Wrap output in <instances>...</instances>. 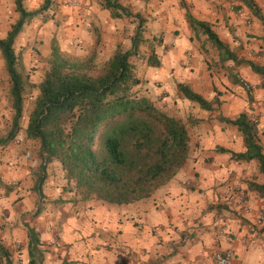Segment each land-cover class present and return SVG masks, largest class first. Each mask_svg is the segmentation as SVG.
I'll return each mask as SVG.
<instances>
[{
    "label": "trees",
    "instance_id": "1",
    "mask_svg": "<svg viewBox=\"0 0 264 264\" xmlns=\"http://www.w3.org/2000/svg\"><path fill=\"white\" fill-rule=\"evenodd\" d=\"M180 1L182 4L183 0ZM241 1L264 26V14L255 0ZM51 2L43 0L38 8L27 10L22 0H15L18 17L0 37V53L9 77L13 109L11 126L2 138L3 143L15 136L23 115L26 78L19 70L20 58L13 47L15 39L24 24L47 10ZM100 3L112 18L137 19L131 48L123 50L117 45L107 61L96 66L95 51L83 60H71L60 53L56 43L51 45L49 67L37 84L39 92L26 126L27 137L39 141L41 161L36 182L39 197H42L46 166L52 160L59 162L64 178L81 190L84 199L95 197L109 204H127L151 195L176 174L188 157L190 136L186 124L158 108L154 100L141 93V79L135 75L130 60L139 55L143 32L140 15L120 0H100ZM182 7L186 9L185 16L194 36L199 39L202 35L211 42L218 62L231 61L235 66L250 67L261 77L264 87V63L238 57L209 22L192 16L184 2ZM261 40L260 55L264 58V34ZM98 41L96 37V43ZM144 60L154 67L160 65L152 53ZM236 75L233 81L243 84ZM176 87L184 98L202 109L214 110L219 103L218 96L206 99L183 82H177ZM220 119L237 127L244 151L234 152L223 147L218 150L229 152L235 161H257L263 181H250L249 187L264 197V146L258 120L245 111L233 118L222 116ZM28 236V264H41L42 255L37 251L40 242L31 227H28ZM0 257L4 264H13L10 250L1 239Z\"/></svg>",
    "mask_w": 264,
    "mask_h": 264
},
{
    "label": "crops",
    "instance_id": "2",
    "mask_svg": "<svg viewBox=\"0 0 264 264\" xmlns=\"http://www.w3.org/2000/svg\"><path fill=\"white\" fill-rule=\"evenodd\" d=\"M80 1V15H76L80 29L83 26L87 29L90 23L108 26L111 27L114 39H121L119 36L122 29L114 26L109 11L102 12L95 5L90 6L92 0ZM192 1L196 4L192 16L209 22L219 37L234 50L233 42L237 39L231 38L228 28L242 27V18L228 11V8H223L226 0ZM255 2L264 14V0ZM185 12L184 7L176 6L173 9L177 18L173 31L179 30L175 38H170L174 47L156 68L157 73L152 72L145 77L147 80L159 78L164 82L160 90L149 88L145 93L152 100L156 97L155 93L159 94L161 91L168 93L162 100H179L177 82L189 84L190 88L206 99L210 100L214 95V92L207 91V86L212 81L209 76L211 70H207L205 62L201 61L200 50L193 40L194 34ZM258 22L263 30H256L261 40L264 26L253 16L252 25L256 26ZM218 28H225L224 31L228 34L222 36ZM247 38L249 36L242 32L238 37L241 40L239 44L242 45ZM124 46L125 50L130 48V44L125 43ZM115 48L113 46L112 50ZM185 51L192 55L191 65L188 67L180 66V63L186 61ZM236 54L241 57L237 52ZM236 71L240 78L242 76L256 86L255 93H258V97L252 105L259 106L258 128L264 146V107L261 106L264 87L260 84L261 77L245 65L236 66ZM232 86L235 92L240 93L238 84ZM184 100L187 101L185 98ZM193 105L195 109L204 111L196 103ZM221 112L227 118L237 116L241 112V97L231 95L223 98ZM211 136L204 134L192 140L191 142H195V149L189 143L185 163L169 181L148 197L127 204H109L97 198L84 201L79 212L69 215L82 219L83 231L82 234L77 232V240H73L75 237L71 238L73 232L69 233L70 231L69 237L65 238L75 245L68 249L44 247L40 243L47 236L41 235L37 245V251L42 255L41 264H215L214 253L228 248L234 251L229 264H264V230L261 229L264 227V197L249 187V182L254 181V173L249 164L256 161L232 160L229 152L217 151L221 146H217L214 136ZM239 139L241 141V136ZM226 145V149L234 152L244 151V143L242 149L237 150L232 138H229ZM255 175H258L257 182L263 181L259 172L256 171ZM67 204L69 207L72 205ZM0 239L10 250L11 257L12 254L14 257L18 254L11 250V244L16 239L27 242L28 246L30 244L29 236L23 238L22 235L15 234L12 237L10 233H0ZM20 256L24 260L23 264H28L29 247H23ZM0 263L4 264L1 257Z\"/></svg>",
    "mask_w": 264,
    "mask_h": 264
},
{
    "label": "rangeland",
    "instance_id": "3",
    "mask_svg": "<svg viewBox=\"0 0 264 264\" xmlns=\"http://www.w3.org/2000/svg\"><path fill=\"white\" fill-rule=\"evenodd\" d=\"M92 1L90 6L93 4L96 9L108 12L101 6L100 0ZM22 2L27 10H33L38 8L43 0H22ZM183 2L192 14L196 4L192 0H184L182 4ZM120 3L128 7L133 13H138L142 19L143 32L142 40L139 43V55L130 58L135 68V75L141 79V93L145 94L149 88H154V91L160 90L164 85L161 79H145L150 73H157L158 69L147 64L144 59L152 53L156 55L161 65L163 58L170 55L169 51L174 47L172 39L179 32V30L173 31L174 26L177 25V18L173 9L176 6L183 8L181 1L120 0ZM80 7V0H52L47 10L29 19L18 33L13 47L20 58L19 70L26 78L23 91V115L19 130L6 143L2 142V138L10 129L13 109L9 95V77L0 53V182H2L0 185V233H10L12 237L15 234L16 236L22 235L25 238L28 237V227H31L35 230L39 241L41 235L47 236L45 241L40 243L44 247L68 249L75 245L65 238L73 232L71 238L75 237L73 240H77V232L82 234L81 231H83L81 229L82 219L72 218L69 215L79 212V209H82L85 204L84 201L96 199L95 197L84 199L81 190L77 189L73 182H68L64 178L57 160H52L46 166L45 178L41 184L42 197H39L36 191L41 161L39 141L27 137L26 126L29 113L39 92L37 84L49 67L51 45L56 43L60 53L71 60H83L95 51V64L100 66L111 56L113 46L120 45L125 50L124 44L126 43L130 44L131 48V39L138 25L136 18H112L109 12V17L113 20L114 26H119L122 29L119 36L121 39L118 41L114 39L110 31L111 27L108 26H96L94 23H90L87 25V29L84 26L80 29L79 20L76 16L80 15L78 13ZM223 8H228V11H232L235 16H240L243 20V26L239 29L234 26L228 28L231 38L237 39V42H233L232 48L241 57L250 58L259 64L264 63V58L259 51L262 40H260L259 33L256 32V30L263 31L260 23L258 22L256 26L252 25L253 15L242 4L241 0H226ZM17 17L15 0H0V37L6 34ZM100 17L105 16L100 15ZM218 29L222 36L228 34L224 31L225 28ZM242 32L249 38L240 45L241 40H238V37L241 36ZM261 32L260 34H262ZM96 37L99 38L97 43ZM195 38L194 36L193 40L200 50L201 61L205 62L207 70H211L209 76L212 81L207 86V91L214 92L212 98L215 95L218 96V105L214 110L195 109V105H193L195 102L188 99L187 101L184 100L181 93H178L179 100L175 99L173 102L172 99L162 100L167 96V91L155 93V105L186 124L192 148L195 147V142L191 141L205 134L214 136L215 144L225 148H227L226 144L229 138H232L234 145H237L236 149L240 150L243 146L241 133L236 126L221 121L220 118L224 116L221 112V105L223 98L237 95L241 97V111L259 119V106L258 104L256 107L252 105L255 98L258 97V93H255L256 86L242 76L243 84L235 83L233 76L236 75V66L233 62H218V55L211 42L202 35L198 40ZM184 56L185 58L188 57V61L180 63V66L188 67L191 65L190 57L192 55L185 51ZM201 61L198 63L200 64ZM236 76L239 77L238 72ZM233 84L240 86V93L232 89ZM187 85L189 86V84ZM172 98L174 99L175 96ZM197 106L200 108L198 104ZM261 106L264 107V99L261 101ZM262 135H264V131ZM218 142L221 145H218ZM217 151L220 152L218 149ZM249 168L254 173H252L253 180L258 181V175H255L256 171L259 172L257 161L249 164ZM67 203H72V205L69 207ZM65 204L67 206H64ZM23 247L28 248L27 242L23 243L18 239L11 244L13 253L18 252L15 257L12 254L13 264H23L24 260L20 256V250Z\"/></svg>",
    "mask_w": 264,
    "mask_h": 264
},
{
    "label": "built area",
    "instance_id": "4",
    "mask_svg": "<svg viewBox=\"0 0 264 264\" xmlns=\"http://www.w3.org/2000/svg\"><path fill=\"white\" fill-rule=\"evenodd\" d=\"M188 57H186V62ZM234 257V251L231 248L225 249L223 251H216L214 253L215 264H229Z\"/></svg>",
    "mask_w": 264,
    "mask_h": 264
}]
</instances>
